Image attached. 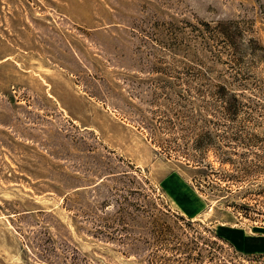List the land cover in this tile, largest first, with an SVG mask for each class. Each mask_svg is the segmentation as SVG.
Returning a JSON list of instances; mask_svg holds the SVG:
<instances>
[{"label":"rangeland","instance_id":"1","mask_svg":"<svg viewBox=\"0 0 264 264\" xmlns=\"http://www.w3.org/2000/svg\"><path fill=\"white\" fill-rule=\"evenodd\" d=\"M0 264H264V0H0Z\"/></svg>","mask_w":264,"mask_h":264},{"label":"trees","instance_id":"2","mask_svg":"<svg viewBox=\"0 0 264 264\" xmlns=\"http://www.w3.org/2000/svg\"><path fill=\"white\" fill-rule=\"evenodd\" d=\"M231 101H232V102H231ZM231 101H230V100L227 101V102H228L227 110H231V109L234 107L235 110L237 111L236 107L238 108V107L242 104V102L240 101V96H238V95H236V94L231 95ZM216 236H217L219 239H221V240H223V241H225V242H229L228 240L223 239V238H222L220 235H218L217 233H216ZM229 243H230V242H229Z\"/></svg>","mask_w":264,"mask_h":264},{"label":"crops","instance_id":"3","mask_svg":"<svg viewBox=\"0 0 264 264\" xmlns=\"http://www.w3.org/2000/svg\"><path fill=\"white\" fill-rule=\"evenodd\" d=\"M220 236H221V234H220ZM222 237V236H221ZM224 238V237H223ZM226 239V238H225ZM226 240H228V239H226ZM229 241V240H228ZM230 242V241H229ZM231 243V242H230ZM232 244V243H231ZM234 246V245H233Z\"/></svg>","mask_w":264,"mask_h":264}]
</instances>
